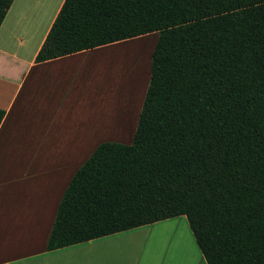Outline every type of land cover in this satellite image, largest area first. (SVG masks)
Instances as JSON below:
<instances>
[{"label": "trees", "instance_id": "trees-1", "mask_svg": "<svg viewBox=\"0 0 264 264\" xmlns=\"http://www.w3.org/2000/svg\"><path fill=\"white\" fill-rule=\"evenodd\" d=\"M150 33L132 141L77 169L47 250L184 216L206 264H264V0H64L35 61Z\"/></svg>", "mask_w": 264, "mask_h": 264}, {"label": "crops", "instance_id": "crops-1", "mask_svg": "<svg viewBox=\"0 0 264 264\" xmlns=\"http://www.w3.org/2000/svg\"><path fill=\"white\" fill-rule=\"evenodd\" d=\"M63 2L13 0L0 25V110L5 113L0 122V152H18L12 165L22 167L19 173L11 172L10 180L0 183V264H118L120 257L96 254L106 249L111 252L112 237L119 233L47 250L58 205L77 169L103 142L130 144L136 123L132 132H125L120 138L103 137L94 141L93 134H80L79 145L86 152L80 156L79 167L65 177L62 186L57 187L61 167L57 163L59 157L47 152L60 148L58 144H61L64 125L67 133L77 132V126L69 129L65 121L73 117V112L80 113L81 102L94 91L93 75L88 71L93 54L142 37L36 62V55ZM153 48L149 52L150 61ZM149 77L150 67L146 86ZM118 90L114 89L117 97L102 111L106 118L113 119L123 111L128 114L137 107V99L131 109L127 97ZM143 98L136 109V118ZM31 167L40 168L38 176L44 182L41 191L34 185L27 186L26 191H15L14 177L25 182L31 175ZM165 230L168 234L172 228ZM133 259L131 264H142L140 259Z\"/></svg>", "mask_w": 264, "mask_h": 264}, {"label": "rangeland", "instance_id": "rangeland-1", "mask_svg": "<svg viewBox=\"0 0 264 264\" xmlns=\"http://www.w3.org/2000/svg\"><path fill=\"white\" fill-rule=\"evenodd\" d=\"M150 34L93 54L88 71L90 75H93L91 85L94 91L89 92L87 97H85V102H81L83 104H80V113L73 112V117L65 121L69 129L77 126V132L67 133L64 125L65 129L59 140L61 144H58L60 148L53 150V152H47L48 154H56V158L59 157L57 163L61 167H59L60 177H58L57 187L59 185L62 186V181L65 180V177L79 167L80 156H83V153L86 152L79 145L80 134L89 132L93 134L94 141L103 137L120 138L123 133L132 132L134 123L137 125L136 109H138L141 98L144 97L148 86V84L146 86V78L149 75L150 67L149 52L154 47L157 38V35ZM125 55H127L126 59ZM142 59L144 65H142ZM124 60H126L127 64ZM115 88L119 89L118 91L123 97H127L130 107L137 99V107L132 109L134 106L132 105V111L129 110L130 113L128 114L123 111L122 115L119 113L113 119L106 118L102 111L108 109L110 102H112L111 100L117 97L114 92ZM122 144L125 143L123 142ZM17 153L14 151L0 152L2 154L0 158L2 160V167H0L1 184L6 180H10L12 171L19 173L22 169L18 165H12V160L17 158ZM39 169V167H31V175L25 182L20 178L18 180L15 176L14 190L18 192L26 191L27 186L34 185L37 187V191H41L44 182L38 176L40 175ZM34 173L37 174L34 175ZM166 228H172V230L167 234L168 230L166 231ZM112 238L114 241L111 244V252L106 249L102 252L98 251L96 253L95 251L94 253L99 255L108 254L110 256L118 255V257L120 256L118 264H131V259L133 258L140 259L142 264H206L184 216L119 232V235Z\"/></svg>", "mask_w": 264, "mask_h": 264}, {"label": "bare ground", "instance_id": "bare-ground-1", "mask_svg": "<svg viewBox=\"0 0 264 264\" xmlns=\"http://www.w3.org/2000/svg\"><path fill=\"white\" fill-rule=\"evenodd\" d=\"M150 35H155V36H156L157 33L150 34ZM151 37H152V36H151ZM156 39H157V38H156ZM144 51H145V50H144ZM117 52H118V51H117ZM128 52H129V51H128ZM147 52H148V51H147ZM141 53H142V52H141ZM123 55H124V54H123ZM123 55H122V56H123ZM129 55H130V53H129ZM112 56H113V55H112ZM143 56H144V54H143ZM145 56H146V54H145ZM124 57H125V59H126L127 55H125ZM124 57H122V58H124ZM141 57H142V56H141ZM114 58H115V57H114ZM127 59H128V58H127ZM143 59H144V57H143ZM143 59H142V65H144V63H143ZM149 59H150V58H149ZM124 61H125V63L127 64L126 60H124ZM148 62H149V61H148ZM125 63H124V65H126ZM149 64H150V63H149ZM143 68H144V67H143ZM189 250H190V249H189ZM191 254H192V253H191Z\"/></svg>", "mask_w": 264, "mask_h": 264}]
</instances>
